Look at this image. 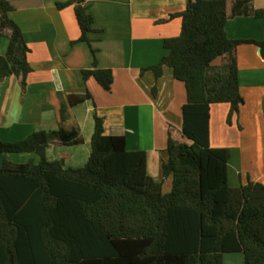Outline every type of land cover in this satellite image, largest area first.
<instances>
[{
    "label": "trees",
    "instance_id": "obj_1",
    "mask_svg": "<svg viewBox=\"0 0 264 264\" xmlns=\"http://www.w3.org/2000/svg\"><path fill=\"white\" fill-rule=\"evenodd\" d=\"M85 0L58 3L73 6L81 30L78 42L91 46L94 19ZM254 0H187L181 35L166 39L168 54L159 64L143 69L157 79L165 67L184 83L187 103L182 108L180 136L169 128L162 181L147 172V153L127 150L123 134H107L97 113L92 152L86 166L67 168L66 158L50 162L47 149L55 141L65 146L84 142L71 109L93 97L61 98L58 131H39L26 139L5 143L0 154H34L38 162L0 166V264H224V255L241 252L245 264H264V184L251 180L229 186V148L211 146V107L230 105L233 124L245 103L240 90L236 49L254 44L264 58V42L233 40L227 23L236 16L264 18ZM14 7L0 0V36L9 39L0 56V84L17 77L26 91L32 73L31 52ZM92 48V47H91ZM93 65L82 72L110 92L111 69H101L92 48ZM222 58L220 66L214 62ZM157 96V88H153ZM172 189L164 194V181Z\"/></svg>",
    "mask_w": 264,
    "mask_h": 264
},
{
    "label": "crops",
    "instance_id": "obj_2",
    "mask_svg": "<svg viewBox=\"0 0 264 264\" xmlns=\"http://www.w3.org/2000/svg\"><path fill=\"white\" fill-rule=\"evenodd\" d=\"M14 7L12 19L20 26L31 50L28 56L32 73L26 91L17 77L0 84V139L5 143L22 141L39 131L60 128L61 98L83 95L93 99L71 109L79 125L83 144L65 146L55 141L47 149L50 162L66 158L67 168L86 166L92 152L97 113L105 119L107 134H123L127 150L147 153V172L162 181V161L167 159L169 128L182 131V108L187 103L184 83L165 67L157 79L154 72L142 70L160 63L168 54L166 39L181 35L182 19H170L183 13L187 0H85L94 19L96 32L91 46L78 42L81 30L73 6L59 10L58 3L71 0H9ZM230 2L229 14L232 13ZM256 10H264V0H254ZM233 40L264 42V18L236 16L226 26ZM9 39L0 36V56L6 55ZM97 50L101 69H111L114 84L110 92L84 70L92 68V48ZM241 94L245 103L240 113L227 124L230 105L211 107L210 135L213 148H229V186L238 188L249 180L264 184V58L254 44L236 49ZM217 59L214 65H222ZM157 88V96L153 88ZM38 162L34 154H0V166ZM171 179L164 181L163 192L170 193ZM167 193V194H168ZM228 258V260H227ZM224 264H245L241 252L224 255Z\"/></svg>",
    "mask_w": 264,
    "mask_h": 264
},
{
    "label": "rangeland",
    "instance_id": "obj_3",
    "mask_svg": "<svg viewBox=\"0 0 264 264\" xmlns=\"http://www.w3.org/2000/svg\"><path fill=\"white\" fill-rule=\"evenodd\" d=\"M168 192H166L165 194H167ZM227 260H228V258H227Z\"/></svg>",
    "mask_w": 264,
    "mask_h": 264
}]
</instances>
